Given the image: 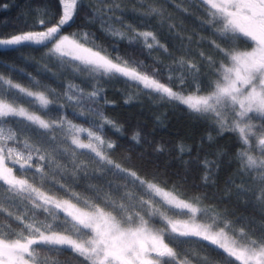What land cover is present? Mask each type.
I'll use <instances>...</instances> for the list:
<instances>
[{"label":"snow or ice","instance_id":"obj_1","mask_svg":"<svg viewBox=\"0 0 264 264\" xmlns=\"http://www.w3.org/2000/svg\"><path fill=\"white\" fill-rule=\"evenodd\" d=\"M198 2L206 6L211 51L202 49L207 38L200 37L195 55L189 47L164 66L167 82L156 67L149 71L144 61L110 53L94 33L64 31L86 7V20L98 22L114 44L167 54L151 27L152 17L161 26L169 19L157 0H135L131 11L143 29L124 18L128 0H58V16L38 9L36 30L0 38L4 49H46L57 72L68 74L60 92L30 73L27 84L0 74V215L17 222L16 228L0 227V264H60L53 257L66 250L78 264H264V222L231 220L206 194L185 192L186 180L169 186L122 166L112 158L116 142L106 136V129L123 133L101 107L111 103L103 93L112 82L136 89L126 104L143 93L153 102L183 106L209 125V143L212 130L216 137L235 134L239 179L229 178L225 193L235 188L238 200L264 214V0ZM53 108L60 111L53 114ZM68 108L85 123L69 119ZM131 139L140 144L141 133ZM155 151L165 148L158 144ZM177 151L182 157L192 148L181 144ZM225 155L218 149L215 159L201 161L205 187L215 184ZM90 165L94 174L119 175L123 184L109 180L80 190Z\"/></svg>","mask_w":264,"mask_h":264},{"label":"trees","instance_id":"obj_2","mask_svg":"<svg viewBox=\"0 0 264 264\" xmlns=\"http://www.w3.org/2000/svg\"><path fill=\"white\" fill-rule=\"evenodd\" d=\"M87 2L88 0H85V3ZM134 3L135 0H128L129 11L124 18L133 22L138 29H143L145 25L140 24V18L134 16L131 11ZM177 4H165L164 11L169 19L164 22L163 26L156 17L151 18L152 29L157 32L161 42L169 48L167 54L156 50L153 56H149L147 50L140 46H130L123 41L114 44L113 39L101 30L98 22L89 23L86 20V16L91 14L86 7L78 11L75 23H72L70 27L66 26L64 31L65 34L80 31L94 33L97 43L110 53L115 55L118 50L121 55L127 58L144 61L148 65L149 71L153 66L156 67L158 77L167 82L165 65H171L173 60L184 55L185 49L189 47L195 55L196 42L200 37L207 38L202 42L201 47L205 52H210L208 41L213 38L203 23L206 13L202 4L195 0H182ZM4 5L7 7H3ZM41 8L50 9L57 16L61 11L58 0H0V38L36 30L38 28V25L35 24L37 10ZM169 23L175 26L171 30L168 27ZM190 36L192 37L191 44L188 40ZM182 44L185 46L184 48H181ZM156 57H159L161 63L154 65L153 61ZM46 65L51 71L46 69ZM19 69L24 71L20 72ZM54 72L57 73L56 76L53 75ZM28 73L49 84L57 92L63 89L66 83L64 77L68 75L64 72H57L55 62L50 61L46 55V49H38L36 46H24L21 51L0 48V74L11 76L15 81L27 84ZM76 82L81 83L79 78H76ZM135 92L136 89L130 88L122 82H112L105 87L103 95L111 103L104 105L101 102V107L107 116L117 121L123 128L122 134L106 129L107 138L117 144V148L113 150L112 158L124 167L134 168L142 176L155 177L161 182L166 181L169 186L179 180H186L183 185L185 192L189 195L206 194L215 207L221 210L226 209L229 218L233 221L264 222V214L244 199L236 198L235 188H232V195L229 196L225 193L226 181L229 178L239 179L236 175L237 164L233 160L237 146L235 134L225 133L223 136L216 137L215 131L212 130L215 140L209 143L207 140V134L211 130L209 125L194 119L183 106L173 107L165 103L153 102L143 93H140L138 100L126 104L124 101L128 94ZM52 111L55 114L60 109L53 108ZM66 112L68 118L73 119L74 123H85L83 118L73 117L71 108L66 109ZM134 131L141 133L140 144H136L131 139ZM158 144L164 146L163 153L155 151V146ZM181 144L191 147L192 152L185 153L181 157L177 151V146ZM218 149L224 150L226 155L220 162L219 170L215 173V184L205 187L202 183L204 169L201 161L205 157L209 160L215 159ZM197 156H199V160ZM184 161H188V163L185 164ZM94 168L95 165L89 166L87 177L81 175L78 181L80 190L86 188L89 183H107L109 180L113 181L114 186L123 184L119 175L100 176L92 172ZM2 195L0 194V196ZM13 211L15 210L13 209ZM8 224H11L12 228L17 227V222L14 219L0 215V227H7ZM45 255V253H40L42 258ZM53 258L58 259L60 264H78L70 250Z\"/></svg>","mask_w":264,"mask_h":264},{"label":"rangeland","instance_id":"obj_3","mask_svg":"<svg viewBox=\"0 0 264 264\" xmlns=\"http://www.w3.org/2000/svg\"><path fill=\"white\" fill-rule=\"evenodd\" d=\"M182 0H157L158 5H162L163 8H165V4L170 3L173 5H176L178 2H181ZM195 2L199 3L198 0H195ZM201 4V3H200ZM178 5V4H177ZM176 7V6H175ZM203 8L206 6L202 5ZM205 10V9H204ZM206 13V12H205Z\"/></svg>","mask_w":264,"mask_h":264}]
</instances>
